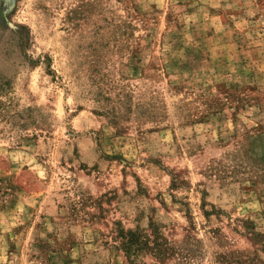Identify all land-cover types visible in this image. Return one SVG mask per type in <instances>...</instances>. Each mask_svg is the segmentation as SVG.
Wrapping results in <instances>:
<instances>
[{
	"label": "rangeland",
	"instance_id": "374dc122",
	"mask_svg": "<svg viewBox=\"0 0 264 264\" xmlns=\"http://www.w3.org/2000/svg\"><path fill=\"white\" fill-rule=\"evenodd\" d=\"M0 83V264H264V0H0Z\"/></svg>",
	"mask_w": 264,
	"mask_h": 264
},
{
	"label": "trees",
	"instance_id": "16d2710c",
	"mask_svg": "<svg viewBox=\"0 0 264 264\" xmlns=\"http://www.w3.org/2000/svg\"><path fill=\"white\" fill-rule=\"evenodd\" d=\"M6 85L7 83H0V94L2 93L1 87ZM150 226L153 229L156 228V225L153 223H151ZM153 234V240L150 241V244H147V241H141L139 239V234L137 232L128 231L126 233H121L120 237L123 239L121 247L124 249L123 251L125 253L130 250L136 252L145 249V251H147L151 256L160 260L163 253L167 250V244L165 240L162 239L161 234L158 231H154Z\"/></svg>",
	"mask_w": 264,
	"mask_h": 264
}]
</instances>
